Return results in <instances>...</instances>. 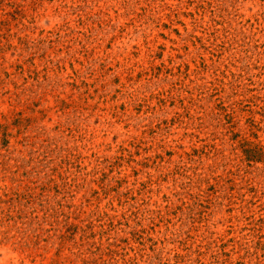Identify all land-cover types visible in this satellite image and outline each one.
<instances>
[{"label":"rangeland","instance_id":"374dc122","mask_svg":"<svg viewBox=\"0 0 264 264\" xmlns=\"http://www.w3.org/2000/svg\"><path fill=\"white\" fill-rule=\"evenodd\" d=\"M0 264H264V0H0Z\"/></svg>","mask_w":264,"mask_h":264}]
</instances>
